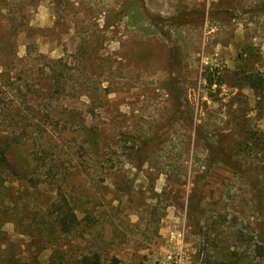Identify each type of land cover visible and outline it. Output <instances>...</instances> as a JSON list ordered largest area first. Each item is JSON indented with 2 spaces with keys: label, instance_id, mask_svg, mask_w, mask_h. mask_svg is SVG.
<instances>
[{
  "label": "rangeland",
  "instance_id": "obj_1",
  "mask_svg": "<svg viewBox=\"0 0 264 264\" xmlns=\"http://www.w3.org/2000/svg\"><path fill=\"white\" fill-rule=\"evenodd\" d=\"M253 72L264 78V0H0V153L12 172L0 264H208L232 251L264 264L252 257L264 186L207 168L221 154L262 181ZM58 191L83 219L74 236L41 225Z\"/></svg>",
  "mask_w": 264,
  "mask_h": 264
},
{
  "label": "trees",
  "instance_id": "obj_2",
  "mask_svg": "<svg viewBox=\"0 0 264 264\" xmlns=\"http://www.w3.org/2000/svg\"><path fill=\"white\" fill-rule=\"evenodd\" d=\"M58 2L59 0H55ZM149 21V20H148ZM135 24V23H134ZM154 29V33H157L158 30H156L153 26H151ZM59 62L56 61L55 63ZM52 68V67H50ZM52 78H55V73L52 72ZM63 78V75L61 76ZM65 78V75H64ZM244 82L245 85L254 93L259 94V98L263 99L262 96L263 88H264V78L259 72H253L249 74L244 75ZM206 83L208 87L212 86H219L221 85L222 81L221 78H217L216 82L213 81L212 77L206 78ZM259 99V100H260ZM259 113H264V104H262L259 108ZM87 131V130H86ZM199 136V135H198ZM211 149V147H208ZM214 158L211 159V163L207 165V168H211L212 165L215 163L221 164L224 168L232 171L238 178H244L250 188L256 192V194L260 193V187L264 186V169L262 170V176L261 180L259 181L257 176H252L251 173H245L241 170V168L237 165L236 161H233L230 158L223 157L221 154L214 153ZM31 158V164L32 166L35 165V171H39L38 169L46 168L47 164L46 160L48 158L47 154L42 152L33 153L30 156ZM6 156H5V150L2 149L0 153V186H2L5 182V179L2 178V176L11 175L12 172H10L8 169L2 167V164L5 163ZM51 164V163H50ZM48 173L45 174V178L52 179V176H50V173L52 172L53 167H48ZM23 178V177H20ZM28 183H31V181H27ZM199 205L198 200H189L188 204V210L192 214H196L197 207ZM90 223L91 220L88 217H84V222ZM83 219L80 220L77 218L74 209L70 205L69 201L65 197V195L58 191L56 199L49 205L48 209L46 210V215L43 216V219L41 221V225L45 227L47 230V236L53 237L54 235H57L58 237H68V236H74L76 235L82 228H83ZM260 239V245H256L253 248L252 251V257L254 260L263 261L264 260V234L259 235ZM227 260L223 261H215V262H208V264H244L243 259H246L245 257L239 255L237 252L232 251L227 256ZM78 264H100V256L97 254H93L92 256L83 255L79 261H77ZM19 264V263H17ZM20 264H41L39 261L34 257L28 261H23ZM49 264H57L55 262H50ZM62 264V263H59ZM247 264V263H246Z\"/></svg>",
  "mask_w": 264,
  "mask_h": 264
}]
</instances>
